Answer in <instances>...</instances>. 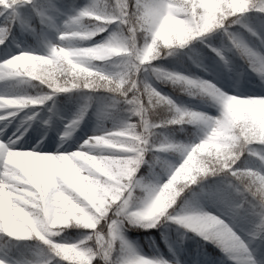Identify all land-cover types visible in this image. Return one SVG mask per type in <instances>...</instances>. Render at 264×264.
Returning a JSON list of instances; mask_svg holds the SVG:
<instances>
[{
    "label": "clouds",
    "instance_id": "9594fccd",
    "mask_svg": "<svg viewBox=\"0 0 264 264\" xmlns=\"http://www.w3.org/2000/svg\"><path fill=\"white\" fill-rule=\"evenodd\" d=\"M0 264H264V0H0Z\"/></svg>",
    "mask_w": 264,
    "mask_h": 264
}]
</instances>
